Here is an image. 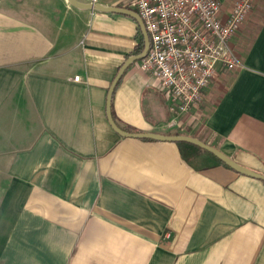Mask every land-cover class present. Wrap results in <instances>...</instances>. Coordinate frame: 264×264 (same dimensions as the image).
<instances>
[{"label": "crops", "instance_id": "crops-1", "mask_svg": "<svg viewBox=\"0 0 264 264\" xmlns=\"http://www.w3.org/2000/svg\"><path fill=\"white\" fill-rule=\"evenodd\" d=\"M76 1L140 17L130 0ZM219 1L225 18L236 0ZM142 41L129 15L0 0V264H264V181L112 129L109 91ZM233 45L243 68L220 70L180 116L135 62L116 124L181 132L264 176V0Z\"/></svg>", "mask_w": 264, "mask_h": 264}, {"label": "built area", "instance_id": "built-area-1", "mask_svg": "<svg viewBox=\"0 0 264 264\" xmlns=\"http://www.w3.org/2000/svg\"><path fill=\"white\" fill-rule=\"evenodd\" d=\"M150 38L141 69L167 91L172 112L190 113L220 70L243 68L233 42L255 0H236L223 17L219 0H130ZM77 82L80 77H76Z\"/></svg>", "mask_w": 264, "mask_h": 264}, {"label": "water", "instance_id": "water-1", "mask_svg": "<svg viewBox=\"0 0 264 264\" xmlns=\"http://www.w3.org/2000/svg\"><path fill=\"white\" fill-rule=\"evenodd\" d=\"M70 2V4H72L73 6H76L78 8L81 9H85V10H91V11H100V12H109V13H118V14H123V15H129L132 16L133 18H136L139 23L141 24L142 30L144 32V36H145V47H144V51L143 53L138 56V57H134L131 58L124 66V68L120 71L115 83L113 84L112 88L109 91L108 94V101H107V117H108V121L112 127V129L119 134L122 137H126V138H136V139H146V140H152V141H163V142H174V143H190L193 144L195 146H198L208 152H210L211 154H213L215 157H217L219 160H221L223 163H225L228 167H230L232 170H234L235 172H237L238 174L244 175V176H248V177H252L254 179H258L261 181H264V176L259 175L243 166H241L240 164H238L236 161H234L233 159H231L230 157H228L227 155H225L223 152H221L220 150L211 147L209 145H206L204 142L193 138V137H188V136H164V135H159V134H132V133H128L123 131L115 122L114 118H113V114H112V100H113V96H114V92H115V88L118 84V82L120 81V79L122 78L123 74L125 73V71L132 66L135 62L141 61L143 60L147 54L149 53L150 50V38L146 32L145 26L141 20V18L132 12H129L127 10H122V9H117V8H101L100 6L97 5H87V4H81L79 2H77L76 0H68Z\"/></svg>", "mask_w": 264, "mask_h": 264}, {"label": "trees", "instance_id": "trees-1", "mask_svg": "<svg viewBox=\"0 0 264 264\" xmlns=\"http://www.w3.org/2000/svg\"><path fill=\"white\" fill-rule=\"evenodd\" d=\"M144 47H145V43L144 41L141 42L140 46L138 47V49L136 50L135 54L136 55H141L144 51ZM123 131L128 132V133H132V134H136L137 132L135 130H127V129H123L121 128ZM173 136H184L181 132H175L173 134H171ZM205 143V142H204ZM207 144V143H206ZM178 145L181 147V152H182V156L185 158L186 161L190 162L193 159H198L202 156H205L207 158H209L210 160H212L213 162H215L218 165H222L226 168L231 169L230 167H228L225 163H223L221 160H219L217 157H215L213 154H211L210 152L195 146L193 144L190 143H178ZM209 145V144H207ZM211 147H214L212 145H209ZM216 148V147H214ZM217 149V148H216Z\"/></svg>", "mask_w": 264, "mask_h": 264}, {"label": "rangeland", "instance_id": "rangeland-1", "mask_svg": "<svg viewBox=\"0 0 264 264\" xmlns=\"http://www.w3.org/2000/svg\"><path fill=\"white\" fill-rule=\"evenodd\" d=\"M17 8H18V7H17ZM31 11H32V10H31ZM16 12H18V10H17ZM7 14H8V15H12V16H14V15H15V12H14L13 10H11L10 12H7ZM33 14L37 15L36 12H33V11H32V12H30V14H26V13H24L23 16H25V17H29V18H30ZM14 17H17V16H14ZM31 22H32V23L39 24V21H32V20H31Z\"/></svg>", "mask_w": 264, "mask_h": 264}]
</instances>
